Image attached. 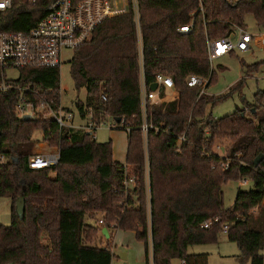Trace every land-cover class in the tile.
<instances>
[{
  "label": "trees",
  "instance_id": "1",
  "mask_svg": "<svg viewBox=\"0 0 264 264\" xmlns=\"http://www.w3.org/2000/svg\"><path fill=\"white\" fill-rule=\"evenodd\" d=\"M53 1L14 0L12 10L0 13V30L28 31ZM138 1L146 84L151 87L157 74L171 76L175 84L169 93L161 88L159 102L149 111L159 131L149 133L148 175L140 130L138 28L129 12L104 21L70 62L75 89L87 91L86 101L76 102L77 110L83 116L92 110L103 121L125 119L123 128L131 129L126 163L114 159L111 140L98 142L95 133L61 131L55 121L19 118L17 91L0 92V151L9 157L0 165V197L12 201L10 225L0 224V264H112L110 245L98 244L104 227L135 231L146 244V264H173L175 259L209 264L208 254L189 249L216 242L224 225L242 264H264V158L254 163L264 157V89L245 108L216 118L208 108L240 91L245 78L218 96L188 84L191 75L210 77L208 89L216 78L207 38H224L235 25L245 27L249 14L264 30V0ZM191 23L190 32L178 31ZM262 65L264 60L245 65L246 73ZM4 75L0 70V82ZM15 82L53 91L60 100L59 67L21 69ZM36 130L51 147L60 146L57 166L29 167ZM183 135L186 140L179 143ZM226 139L230 145L219 154L215 143ZM127 178L134 181L125 186ZM243 178L252 187L239 189L234 205L225 208L223 186ZM19 198L25 200L23 218L15 210ZM215 218L218 224L203 227Z\"/></svg>",
  "mask_w": 264,
  "mask_h": 264
},
{
  "label": "built area",
  "instance_id": "2",
  "mask_svg": "<svg viewBox=\"0 0 264 264\" xmlns=\"http://www.w3.org/2000/svg\"><path fill=\"white\" fill-rule=\"evenodd\" d=\"M36 5L37 0H28ZM14 0H0V13L12 10ZM132 12L138 28V46L140 53V102L141 124L140 130L143 136L144 151L146 156V175H148V142L150 130L155 127L150 118V108L159 102L161 88L169 93L175 88L173 78L165 74H157L155 81L157 89L153 91L146 84L144 74L143 40L140 29V8L138 0H54L46 8L45 15L28 31L0 30V70L5 71L3 80L0 82V92L8 93L17 91L14 110L18 117L24 119L30 115V120L40 119L55 121L59 129L80 130L95 133L103 124V120L95 118L94 112L89 110L83 116L78 110H65L61 105V99L53 96V91H42L30 87H21L15 82L16 79L8 78V70H17L33 67H60L63 63V53L67 49L76 50L88 42L94 31L107 19L121 16ZM193 29V23L181 26L180 33H188ZM254 35L246 27L234 26V32L217 40L206 39L208 60L213 71V61L227 54L239 51H249L252 47ZM210 77L191 75L188 77L189 86L201 87V94L207 93ZM77 118L82 124L77 123ZM114 122V121H113ZM125 119L112 126L124 127ZM130 131V128H127ZM95 138V135H93ZM96 139V138H95ZM183 135L179 143L185 141ZM45 141V140H44ZM42 143V142H41ZM48 144V141L43 142ZM50 151H35L29 157V167L32 169H44L55 167L60 161V146L50 147ZM222 147L219 146V149ZM9 161L5 152L0 151V165ZM133 178H127L125 186L133 183ZM240 187L251 184L248 179L240 180ZM264 204V201H263ZM258 208L255 209L257 211ZM219 223V218L207 221L204 228H210ZM103 225V220L99 221ZM228 225L222 227V231L228 233ZM151 252V250H150ZM153 264V262H152ZM182 264H187L185 260Z\"/></svg>",
  "mask_w": 264,
  "mask_h": 264
},
{
  "label": "rangeland",
  "instance_id": "3",
  "mask_svg": "<svg viewBox=\"0 0 264 264\" xmlns=\"http://www.w3.org/2000/svg\"><path fill=\"white\" fill-rule=\"evenodd\" d=\"M246 29L250 31L254 37L252 47L249 51L233 52L213 61L212 67L216 73V78L207 89L206 95L218 96L227 94L231 88L244 79L242 89L234 92L231 96L221 101L217 105L208 108V113L216 118L224 117L233 113L236 109H243L247 103L254 102V95L258 90L264 89V65L258 71L247 74L245 65L264 60V30L259 28L254 17L249 14L245 18ZM75 55V51L67 49L63 53V63L59 67L60 86H61V105L65 110H72L77 113L76 102L78 100L86 101L87 91L85 88L80 91L75 89V83L71 75V60ZM19 71L8 70L6 75L8 78L18 79ZM111 118H107L103 124L96 130L95 138L98 142L112 141L113 157L120 163H126L128 151V130L121 126H112L114 124ZM77 123L82 124V121L77 118ZM35 148L40 145L46 146V150L50 151L51 146L45 144L43 133L41 130H36L32 137ZM42 142V143H41ZM230 140L217 141L215 143V151L223 154L221 150L228 148ZM219 146L222 147L219 149ZM247 179V178H243ZM249 180V179H248ZM251 182V181H250ZM240 180H230L223 186L224 192V207L231 208L234 203L239 189L247 190L252 187V183L248 186L240 187ZM264 205V204H263ZM256 209V208H255ZM253 210V214L257 215V211ZM12 216V201L6 197H0V224L10 225ZM88 223L94 225L96 219H88ZM110 238L107 240L103 237L102 232L98 237V244L102 247L110 245L113 252L112 264H146L145 261V242L137 238V234L132 230H123L110 228ZM191 254L206 253L209 255V264H242L239 255L240 249L237 243L229 240L227 233L220 232L218 240L213 243L194 245L190 247ZM127 254V260L121 259V254ZM264 256V247L261 250ZM173 264H182L179 259L173 260ZM244 264H250L246 261Z\"/></svg>",
  "mask_w": 264,
  "mask_h": 264
},
{
  "label": "water",
  "instance_id": "4",
  "mask_svg": "<svg viewBox=\"0 0 264 264\" xmlns=\"http://www.w3.org/2000/svg\"><path fill=\"white\" fill-rule=\"evenodd\" d=\"M151 89H152L153 91H155V90L157 89V84H153V85L151 86ZM30 118H31L30 115H27V116L24 117V120H30ZM116 121L119 123V122L121 121V118H117ZM89 134H91V132H89ZM263 158H264L263 155H259V156L255 159V161H254L255 165L257 166ZM15 210H16L17 215H18L20 218H23V216H24V214H25V200H24V198H19V199L16 201ZM102 234L105 235V236L108 237V238L110 237V236H109V233H108V228H106V227L102 228ZM120 257H121L124 261H126V256H125V255H121ZM125 264H126V263H125Z\"/></svg>",
  "mask_w": 264,
  "mask_h": 264
},
{
  "label": "crops",
  "instance_id": "5",
  "mask_svg": "<svg viewBox=\"0 0 264 264\" xmlns=\"http://www.w3.org/2000/svg\"><path fill=\"white\" fill-rule=\"evenodd\" d=\"M37 151H48V150H46V146H44L43 144L42 145H40L38 148H37ZM102 232V231H101ZM108 233H109V236H111L110 235V230H108ZM103 235V234H102ZM103 237L105 238V239H109L108 237H106L105 235H103ZM195 254V253H194ZM200 254H202V253H200ZM121 255H125L126 256V260H127V254L126 253H122ZM122 259V258H121ZM123 260V259H122ZM145 261H146V246H145ZM125 262V261H124Z\"/></svg>",
  "mask_w": 264,
  "mask_h": 264
}]
</instances>
